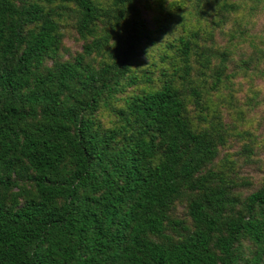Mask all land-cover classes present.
<instances>
[{
  "label": "trees",
  "instance_id": "1",
  "mask_svg": "<svg viewBox=\"0 0 264 264\" xmlns=\"http://www.w3.org/2000/svg\"><path fill=\"white\" fill-rule=\"evenodd\" d=\"M142 1L0 0V264H264V180L220 157L228 53L206 74L182 32L146 65Z\"/></svg>",
  "mask_w": 264,
  "mask_h": 264
},
{
  "label": "rangeland",
  "instance_id": "2",
  "mask_svg": "<svg viewBox=\"0 0 264 264\" xmlns=\"http://www.w3.org/2000/svg\"><path fill=\"white\" fill-rule=\"evenodd\" d=\"M239 9L225 12L217 0H148L139 4L148 27L159 36L153 47H147L140 59L149 65L157 61L162 43L182 32H197L200 50L211 55L208 74L217 66L216 52L226 51V78L217 91H210L215 108L220 111L230 136L222 156L235 164L238 181L250 184L241 187L246 195L264 180V0H228ZM62 59L73 57L81 50L71 23L62 26ZM195 67L198 65L195 64ZM104 126L110 117L99 113ZM183 205H177L174 215L183 218Z\"/></svg>",
  "mask_w": 264,
  "mask_h": 264
}]
</instances>
